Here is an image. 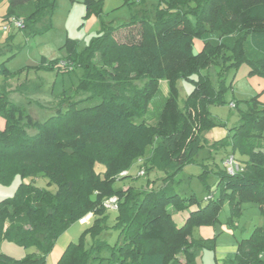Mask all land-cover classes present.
<instances>
[{"label": "trees", "instance_id": "16d2710c", "mask_svg": "<svg viewBox=\"0 0 264 264\" xmlns=\"http://www.w3.org/2000/svg\"><path fill=\"white\" fill-rule=\"evenodd\" d=\"M101 1L84 3L90 9L99 7ZM159 1L163 7L150 19L136 22L134 14L123 23H102L99 34L81 52L66 40L67 56L51 67L62 72L78 68L81 73L72 97L67 91L54 95L68 98L63 112L37 121L8 98V90H0V117L4 119L0 183L8 184L15 175L21 179L14 194L0 200V243L6 240L37 249L19 259L0 252V264H43L58 236L87 212L93 213V221L83 234L90 235V244L85 245L82 234L65 246L55 264H196L192 247H210L213 237L195 238L193 229L217 220L223 196L231 200V216L245 200L256 203L264 216L260 142L264 107L258 112L261 105L256 101L242 112V121L231 134L233 148L248 159L240 172L229 174L223 168L218 175L219 197L213 199L209 193L201 207L193 196H181L173 186L175 176L202 146L203 132L213 124L208 105L222 100L224 70L245 61L251 66L250 74L264 76V0ZM6 2L3 21L19 18L20 30L31 34L51 27L54 0ZM134 23H138L136 35L118 41L116 30ZM194 38L202 42L198 51ZM212 64L218 68L215 82L208 72ZM0 76L12 77L4 62ZM178 79L193 84L181 106L175 87ZM134 80L144 83L139 87ZM161 80L168 86L164 94L158 89ZM83 93L87 97L74 99ZM155 98L159 102L154 119L149 120ZM141 157L146 158V172L163 173L161 185L142 192L132 186L115 189L117 175ZM96 163L104 166L102 174L94 169ZM40 175L55 184L54 192L33 183ZM111 195L119 199L113 243L100 237L109 228L102 200ZM194 203L198 204L195 208ZM181 211L187 215L178 224L173 216ZM179 253L184 261L176 257ZM222 264H264V224L237 242Z\"/></svg>", "mask_w": 264, "mask_h": 264}, {"label": "rangeland", "instance_id": "374dc122", "mask_svg": "<svg viewBox=\"0 0 264 264\" xmlns=\"http://www.w3.org/2000/svg\"><path fill=\"white\" fill-rule=\"evenodd\" d=\"M100 7L99 14L97 9ZM99 7L88 9L84 0H54V9L51 15V27L48 30L37 34H31L27 30L10 28L5 31L2 28V17L7 12L6 0H0V63L4 62L7 69L12 73V77L4 80L0 76V90H8V98L24 108L37 121H44L56 112L65 110L68 98L54 95L67 91V95H74V87L78 84V76L81 69L62 72L51 67L53 62L67 56L66 40H71L75 44L77 52H81L90 41L99 34L102 23L119 24L130 20L132 15L134 21L150 19L155 10L163 7L159 0H155L151 5L140 1L129 4L126 0H102ZM136 9V10H135ZM136 12V13H135ZM138 23L127 24L115 32L118 41H126L130 35H136ZM194 50L198 51L202 47V42L194 38ZM42 58L46 62H42ZM97 60V57L95 58ZM220 62V61H219ZM226 63L225 59L222 60ZM101 67L99 62H96ZM108 70L109 67H106ZM251 66L247 62H241L237 66L233 65L224 70L225 89L222 92V100L218 103L208 105L209 118L213 121L204 132L202 146L194 151L192 160L183 165L174 179V190L181 196H193L200 202L202 207L207 202L205 197L213 194V199L219 197L221 193L218 185V175L223 170L222 159L234 150L235 158L243 165L247 161V154H242L237 148H233L231 134L233 127L242 121V112H246L249 107H253L254 102L260 111L264 107V76L259 73L250 74ZM218 68L210 65L208 72L215 82ZM197 76H192L195 79ZM136 86L141 87L143 81H136ZM177 89V103L182 105L183 99L193 89V84L185 79H178L175 82ZM167 82H158V89L164 94L167 90ZM74 99L87 97L85 93L74 96ZM63 99V100H62ZM159 99L155 98L147 119L153 120L154 113ZM264 109V108H263ZM262 140H260L264 151V124L261 127ZM94 150V148H90ZM150 146L146 147L145 156L148 155ZM146 158L135 159L127 171L126 178L117 176V181L113 183L115 189H126L132 186L135 192L150 191L161 185L160 178L163 173L159 170L146 172L143 162ZM96 172L102 174L104 166L96 163ZM143 170L144 173L139 172ZM27 181L29 179H26ZM21 179L15 175L8 184L0 183V200L11 197ZM33 183L51 192L56 190L53 183H49L46 177L40 175L34 178ZM198 204L194 203L193 208ZM106 211V210H105ZM107 218L105 224L109 227L104 230L100 237L113 243L117 236V231L112 228L115 222L116 211H106ZM186 211L175 212L174 218L180 223L179 218L186 216ZM180 217L178 218V216ZM87 224L74 222L64 232H62L55 243L52 251L46 256L43 264H55L61 252L69 242H77L83 231L92 223ZM183 222V220H182ZM181 222V223H182ZM180 223V224H181ZM264 224V216L257 204L251 200H245L240 204L237 214L231 216V200L228 196H223L217 220L212 224L195 227L192 236L213 237L212 245L192 247L195 253L194 262L196 264H222L224 257L235 251L237 242L250 236L252 231ZM202 234V236L200 235ZM207 236V237H206ZM85 245L91 242L90 235L83 234ZM0 252L14 258H22L27 254L37 252L35 247H22L10 241L0 243ZM106 255V252H103ZM176 257L184 261V255L179 253Z\"/></svg>", "mask_w": 264, "mask_h": 264}, {"label": "built area", "instance_id": "2783aa9c", "mask_svg": "<svg viewBox=\"0 0 264 264\" xmlns=\"http://www.w3.org/2000/svg\"><path fill=\"white\" fill-rule=\"evenodd\" d=\"M12 27L15 29H21L23 27L22 20L19 18L11 17L9 18V20L4 21L2 25V28L5 31H9V29ZM222 165L225 171L229 174H234L235 172H240L243 170V165L235 158L234 154L231 153H228V155L224 157L222 161ZM139 173L143 174L144 171L141 170ZM123 175H127V171H122L119 176H123ZM118 202H119L118 197L116 195H111L105 197L102 200V206L108 211H116L118 209ZM92 218H93V213L87 212L78 219V223L87 224L92 220Z\"/></svg>", "mask_w": 264, "mask_h": 264}, {"label": "crops", "instance_id": "0c3cea01", "mask_svg": "<svg viewBox=\"0 0 264 264\" xmlns=\"http://www.w3.org/2000/svg\"><path fill=\"white\" fill-rule=\"evenodd\" d=\"M138 1H140L141 3H148L149 5H151L153 2H155V0H130V2H134V3H136V2H138ZM136 10V9H135ZM2 21H3V18H2ZM3 23H4V21H3ZM2 23V24H3ZM3 125H4V119L3 118H1L0 117V128H2L3 127ZM223 160V159H222ZM187 215V214H186ZM180 217V215L178 216V218ZM185 217L186 216H184L183 218H179V222L181 223L182 222V220L183 219H185ZM176 220V219H175ZM180 223H178V224H180ZM201 236H202V234H200ZM207 237V236H206Z\"/></svg>", "mask_w": 264, "mask_h": 264}]
</instances>
